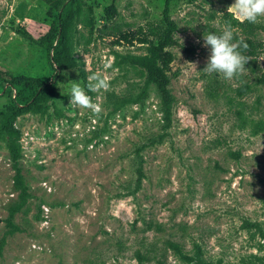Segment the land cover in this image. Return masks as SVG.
Returning <instances> with one entry per match:
<instances>
[{"label":"rangeland","instance_id":"1","mask_svg":"<svg viewBox=\"0 0 264 264\" xmlns=\"http://www.w3.org/2000/svg\"><path fill=\"white\" fill-rule=\"evenodd\" d=\"M163 1L73 0L75 66L38 100L42 110L12 121L27 194L10 217L21 192L1 128L9 104L1 83L51 78L59 1L0 0V264H264V129H250L264 118V52L246 56L232 80L204 72V35L222 33L225 11L243 20L229 8L235 0H170L177 43L166 114L129 59L147 52L137 38L160 23ZM250 27L264 42V16ZM231 31L238 44L243 32ZM93 76L107 87L89 91ZM69 81L98 117L69 106Z\"/></svg>","mask_w":264,"mask_h":264},{"label":"trees","instance_id":"2","mask_svg":"<svg viewBox=\"0 0 264 264\" xmlns=\"http://www.w3.org/2000/svg\"><path fill=\"white\" fill-rule=\"evenodd\" d=\"M59 8L54 15V24L48 32V37L52 43L51 53H49L50 59L54 62L55 72L52 74L49 80H40L31 77L29 82L21 83L16 80L11 83L2 81V86H5V92L9 95V104L7 112L5 113L4 124L2 129L6 133L9 139L8 148L11 154L12 165L15 170L13 181L15 186L20 189V201L14 205L10 210V217L12 213L18 210L24 200L27 192H25L24 185L22 183L19 169L17 167V158L19 156L18 146L15 143L17 131L12 127L13 118L25 109L42 110L43 106L38 102L39 99H45L54 92V85L56 79L60 76L62 70L71 69L75 66V59L71 53V14L73 0H58ZM170 0H164L161 9L160 23L156 25H150L145 28V35L138 37L137 40L146 44L147 52L143 55H131L129 56L130 63L140 67L145 73V83L153 84L160 92L165 112L167 114L170 103L171 95L168 89L169 66L174 58L173 52L170 50L171 46L177 43V40L173 36V32L176 28L175 21L169 16L168 2ZM108 10L114 13V7L108 6ZM219 21L225 27L230 26L231 29H240L243 32V36L238 38V44L240 45L239 51L248 55H259L264 52V42L255 37L251 32L250 23L246 20H239L232 15L230 11H225L219 16ZM21 33V31H18ZM104 33V32H103ZM108 33V32H107ZM122 38H127L126 33L119 34ZM117 43L119 40L116 38ZM247 45V49L243 48V45ZM264 80V74L261 77ZM242 119V115L239 117ZM243 128L244 125H239ZM251 132L256 133L264 129V118L251 120L250 125ZM8 223L11 226V230L15 226L8 218ZM141 256H137V260L141 261ZM195 261L200 262L199 254H195ZM201 263V262H200ZM199 263V264H200Z\"/></svg>","mask_w":264,"mask_h":264},{"label":"clouds","instance_id":"3","mask_svg":"<svg viewBox=\"0 0 264 264\" xmlns=\"http://www.w3.org/2000/svg\"><path fill=\"white\" fill-rule=\"evenodd\" d=\"M229 8L235 9L239 16L248 22H257L258 17L264 16V0H235ZM233 33L230 26H226L221 34L209 33L204 35V46H210V57L204 72L221 74L224 79L232 80L246 70L245 64L249 61L246 55L238 49L239 44L232 43ZM247 49V45H243ZM94 83L88 85L89 91H96L107 87L106 81L100 76H93ZM69 106L73 108L90 109L98 117L101 108L87 94L85 89L76 81H69Z\"/></svg>","mask_w":264,"mask_h":264}]
</instances>
